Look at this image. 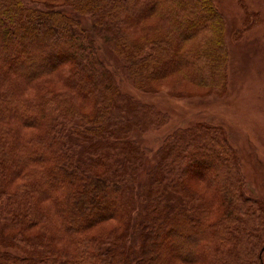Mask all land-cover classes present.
<instances>
[{"label":"trees","instance_id":"obj_1","mask_svg":"<svg viewBox=\"0 0 264 264\" xmlns=\"http://www.w3.org/2000/svg\"><path fill=\"white\" fill-rule=\"evenodd\" d=\"M225 27L216 0H0V264H263L235 148L193 127L148 158L134 133L168 115L122 91L98 42L139 91H223Z\"/></svg>","mask_w":264,"mask_h":264},{"label":"rangeland","instance_id":"obj_2","mask_svg":"<svg viewBox=\"0 0 264 264\" xmlns=\"http://www.w3.org/2000/svg\"><path fill=\"white\" fill-rule=\"evenodd\" d=\"M216 3L226 21L225 40L229 50L223 91L186 83L177 75L156 83L155 90L139 91L130 82L120 56L102 40L98 42L105 62L117 73L122 91L153 104L168 115L162 125L134 133L148 158H154L169 135L178 130L195 127V130L204 128L218 132L237 152L246 192L264 204V0H216ZM64 10L75 14L69 7ZM156 19L158 17L146 20L147 25H153ZM83 20L86 26L91 25L88 18ZM193 183L210 194L205 184L197 179ZM98 231L95 227L89 234ZM188 243L191 244L190 237ZM12 252L20 253L15 249ZM174 252L186 254L180 248H175ZM261 255L264 264V250Z\"/></svg>","mask_w":264,"mask_h":264}]
</instances>
